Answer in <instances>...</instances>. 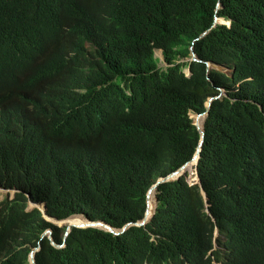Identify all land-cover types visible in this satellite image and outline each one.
Instances as JSON below:
<instances>
[{
	"label": "trees",
	"instance_id": "1",
	"mask_svg": "<svg viewBox=\"0 0 264 264\" xmlns=\"http://www.w3.org/2000/svg\"><path fill=\"white\" fill-rule=\"evenodd\" d=\"M124 1L113 8L107 0H0V121L13 120L21 91L49 74L54 83V108L44 130L8 155L6 135L0 134V185L21 191L0 202V264H28L48 227L55 242H63L62 229L38 210L26 211L25 193L46 202L57 218L73 199L74 211L116 229L140 221L149 188L195 154L201 135L188 114L204 112L218 88L225 95L212 102L204 123L199 185L184 176L162 183L145 227L131 226L121 235L73 229L62 249L43 239L36 261L252 264L264 240V119L247 100L250 79L264 85V0ZM216 15L231 26L212 28ZM209 29L195 44L203 62L176 64ZM85 41L98 48L88 49ZM36 44L39 51H30ZM156 49L163 51L165 68ZM207 61L229 72L207 71ZM52 135L88 161L86 173L73 162L64 185L43 179L54 168L48 155ZM106 176L111 188L89 193Z\"/></svg>",
	"mask_w": 264,
	"mask_h": 264
},
{
	"label": "clouds",
	"instance_id": "2",
	"mask_svg": "<svg viewBox=\"0 0 264 264\" xmlns=\"http://www.w3.org/2000/svg\"><path fill=\"white\" fill-rule=\"evenodd\" d=\"M107 1L109 2V4L113 8L120 6V5H123L125 3L124 0H107ZM220 8H221V5H220V3H218L217 7H216V12ZM220 19L223 21V23L219 22ZM231 24L232 23L229 19H227L225 17H219L216 15L214 17V23H213L212 28H216L218 25H225L227 27H230ZM209 32H210V29L203 32L198 38L194 39L193 42H191V44L189 46V51H190L189 55L187 57H184V58L179 57L176 60V64H181V63H186V62H191V61L203 62L201 59H199V57L195 51V44L198 40L204 38ZM85 46L88 49H91L92 47L94 49L98 48L97 45L93 46L89 41H85ZM39 49H40V45L36 44L34 47H32L30 49V51L36 53L39 51ZM157 50L161 51V55L164 58V54H163L162 49H156L155 50V52H154L155 58H157L158 60L161 59V58L156 57ZM164 62L166 63L165 58H164ZM205 64L207 67V71H210L213 69V70H217L220 72L221 71L229 72L228 69H226L225 67L220 66L218 64L208 62V61L205 62ZM185 66L186 67H184V68L188 69V71L186 72V74L184 71H183V73L187 77H190L191 76V69H190L189 65H185ZM219 68H221V69H219ZM208 80L210 81L209 78H208ZM250 81H254V86L250 92V97L247 100V102L250 103L252 106H254L264 119V85L259 80L254 79V78L250 79ZM121 86H122V88H124L123 83L121 84ZM218 89L220 92L218 95L211 96L207 99V101L205 103L206 110L204 112H202V113H196L194 111L189 112V114H188L189 118L191 119L192 124L196 128H197V126H196L197 124L194 122V120L192 118V114H196L198 116L199 120L202 118V120H203L202 128L204 129V123H205L206 118L208 117L209 112H210V110L207 112V102L209 101V99L213 98V100L210 102V109H211L212 102L215 99H219L225 95V92L223 89H221V88H218ZM125 91L128 95L131 94L129 89H125ZM75 92H77L79 94H87V90H85V89L76 88ZM16 103L18 105L17 106L18 112L13 114L14 115L13 120L12 121H6V120L0 121V134L3 133L6 135V138L4 139V143H5V147H6V155H8L13 150L22 149L24 146V143L29 138H32L33 136L37 135L38 133H40L42 130H44L46 128V125H47L48 120H49V115L54 108V83H53V79H52L51 74H49L44 80L39 81L34 88L21 91L16 96ZM4 112H5V110H4L3 106L0 105V113H4ZM199 115H202V116L199 117ZM197 130H198V128H197ZM13 134H16L17 136L20 137L19 142L16 141ZM200 135H201V132H200ZM51 137H52L53 143L48 148V155L53 160L54 168L51 169L50 171H48L46 174H44V177H43L44 180L55 183V184L64 185L65 177L69 173H71V164L73 162H78L80 164V166L82 168V173H86L88 171L87 159L84 158L83 156H80V154L76 152L75 147L70 146V145L61 144L56 139L55 135H52ZM200 140H201V138H200ZM199 144H200V141H199ZM199 144H198V146H199ZM198 146H197V148H198ZM196 151H197V149H196ZM196 151H195V153H196ZM201 152H202V150H201ZM194 155H193V157H194ZM193 157H192V159H193ZM200 157H201V154H200ZM192 159L190 161L186 162L183 166L189 164L192 161ZM199 160H200V158H199ZM199 160H198V164H199ZM198 164L197 165L193 164L191 167L189 166L186 170L183 171V173L178 178L171 179V180L166 181V182L177 181L182 176H184L186 178V182L189 185H191V186H195L197 184L199 185L200 184V178H199V173H198ZM181 168L171 172L166 177H161V178L157 179V181L153 185H155L158 182V180L167 178L171 174L179 171ZM194 175H195V177H194ZM194 178L196 179V181H193ZM166 182H163V183H166ZM161 184H159V185H161ZM111 185L112 184H111V181L109 179V176H106L104 179L99 181L97 184L94 185L92 183V187L90 188L89 193L90 192L93 193L96 190L98 191V193L103 191V190H109L111 188ZM150 188H149V190H150ZM157 188H156V190H157ZM0 190L2 192H6L3 200H1V201H4L5 198H7L9 200H13L17 193H21L20 190L4 188L1 185H0ZM149 190H148L147 196H146L145 215L140 221H138L136 223H131L132 224L131 226H138L137 223H140V224H144V225H141L138 227H145L146 224L152 220L153 215L156 211L157 199H156V190L150 195V197H148ZM201 194H202L204 201H205V206H206L205 212L209 216H211V213H210L209 208H208L207 195L203 189H201ZM25 195L28 199L26 211H31L34 209L38 210L46 222L52 224L54 227L62 229V237H63V242L61 244H59V243L55 242V240H54L53 228L48 227L47 229H45L40 236V241L37 243L36 246L32 247L30 252H29L28 264H32V259H34L35 263L38 264L36 261V254L41 249V241L43 239H46L47 241L49 240L51 245H53L55 248L62 249L63 247L66 246V240L70 236V233L73 229H82V230L101 229V230L110 232L107 229L105 230L104 227L93 225V224H96L99 222L105 223V224H108V223H106L102 220H92L85 213H79V212L74 211L73 199L70 200L66 205L67 209H66L65 216L63 218H57V217L51 216L48 213V208H47L46 202H43V201L34 202L28 193H25ZM152 196H153V200H154V207H153V210L151 211L150 210L151 204H150L149 200ZM84 199H86V198H84ZM147 211H150V214L148 215V217H147ZM145 218H146V221H145ZM212 220L214 221V218H212ZM143 221H145V223H143ZM71 224H73V225H71ZM128 224H130V223H128ZM108 225H110V224H108ZM131 226H129V227H131ZM68 227L70 228L69 230H68ZM123 228H121V229H123ZM114 229H116V228H114ZM121 229H119V230H121ZM126 230H125V232H126ZM110 233H112V232H110ZM112 234H114V233H112ZM119 235H121V234H119ZM218 236H219V230L217 227H215V229H214V249L218 248L217 243H216V239L218 238ZM251 261H252V264H264V240L254 250V253L252 254V257H251ZM213 263L214 264H221V263H217L215 261Z\"/></svg>",
	"mask_w": 264,
	"mask_h": 264
},
{
	"label": "water",
	"instance_id": "3",
	"mask_svg": "<svg viewBox=\"0 0 264 264\" xmlns=\"http://www.w3.org/2000/svg\"><path fill=\"white\" fill-rule=\"evenodd\" d=\"M212 100H213V98L209 99V101L207 102V112L210 110V102H211ZM200 116H202V115H199V117H200ZM196 126H197L198 130L201 132V140H200V144H199V146H198V148H197V151H196V153H195V155H194L192 161H191L189 164L183 166L179 171H177V172L171 174L170 176H168L167 178H164V179H160V180H158V182L150 188L149 193H148V197H150V195L156 190V188L159 186V184H161V183H163V182H166V181H169V180H171V179L178 178V177L183 173V171L186 170L189 166L191 167V165H193V164H195V165L198 164V160H199V158H200V154H201L202 146H203L204 139H205V132H204V129H203V128H200L198 124H197ZM149 214H150V211H147V217H148ZM147 217H146V218H147ZM146 218H145V221H146ZM145 221H143V223H145ZM71 225H73V224H71ZM71 225H70V226H71ZM93 225L100 226V227H104L105 230L107 229L108 231L114 233L115 235H119V234L124 233L125 230H126L129 226H131L132 224H131V223H130V224H127V225H126L123 229H121V230H119V229H114L112 226H110V225H108V224H105V223H101V222L96 223V224H93ZM137 225H138V226H141V225H144V224L137 223ZM70 226H69V227H70ZM69 227H68V230L70 229ZM32 264H36L35 261H34V259H32Z\"/></svg>",
	"mask_w": 264,
	"mask_h": 264
},
{
	"label": "rangeland",
	"instance_id": "4",
	"mask_svg": "<svg viewBox=\"0 0 264 264\" xmlns=\"http://www.w3.org/2000/svg\"><path fill=\"white\" fill-rule=\"evenodd\" d=\"M219 22H220V23H223V21H222L221 19L219 20ZM156 57L161 58V59H160V62H159V66H160L161 68H165V67L167 66V64L164 62V58H163V56L161 55V51H160V50H159V51L157 50V52H156ZM219 69H221V68H219ZM183 71H184L185 74H186V72L188 71V69L184 68ZM5 194H6V192H0V201L3 200Z\"/></svg>",
	"mask_w": 264,
	"mask_h": 264
},
{
	"label": "bare ground",
	"instance_id": "5",
	"mask_svg": "<svg viewBox=\"0 0 264 264\" xmlns=\"http://www.w3.org/2000/svg\"><path fill=\"white\" fill-rule=\"evenodd\" d=\"M158 51H159V50H158ZM192 118H193L194 122H195L196 124H198L200 128H202V126H203V120H202V118L199 120V118H198V116H197L196 114H192ZM191 166H192V165H191ZM192 177H193V176H192ZM194 177H195V175H194ZM193 181H196V179L194 178ZM0 192H2V191L0 190ZM149 202H150V204H151V206H150V210L152 211V210H153V207H154L153 196L150 198Z\"/></svg>",
	"mask_w": 264,
	"mask_h": 264
}]
</instances>
